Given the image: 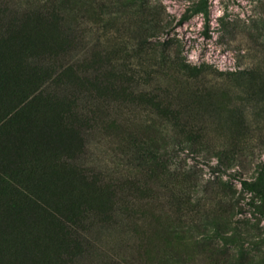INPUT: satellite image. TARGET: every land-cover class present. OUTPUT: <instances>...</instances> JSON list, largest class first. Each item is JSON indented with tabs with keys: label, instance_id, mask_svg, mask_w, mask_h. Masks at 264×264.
Returning a JSON list of instances; mask_svg holds the SVG:
<instances>
[{
	"label": "rangeland",
	"instance_id": "obj_1",
	"mask_svg": "<svg viewBox=\"0 0 264 264\" xmlns=\"http://www.w3.org/2000/svg\"><path fill=\"white\" fill-rule=\"evenodd\" d=\"M201 1L52 0L67 21L87 16L117 90L95 98L56 83L0 132V159L31 185L64 183L45 205L71 243L57 264H264V0H206L208 23L193 11ZM11 87L8 102L30 92Z\"/></svg>",
	"mask_w": 264,
	"mask_h": 264
},
{
	"label": "trees",
	"instance_id": "obj_2",
	"mask_svg": "<svg viewBox=\"0 0 264 264\" xmlns=\"http://www.w3.org/2000/svg\"><path fill=\"white\" fill-rule=\"evenodd\" d=\"M92 1V4L99 9L105 0ZM193 11L201 12L208 23L206 0L194 5ZM64 17L65 11L60 6L54 5L52 0L15 2L0 0V132L2 134L9 124L15 122V118L19 120L21 114L27 115L29 106L49 92L51 85L56 83L63 87L64 92L68 90L72 92L77 86L82 95L87 93L95 98L111 97L117 93L114 85L101 77V67L97 66L100 56L96 50L102 49L103 42L100 36L94 38L89 35L92 27L85 22L87 16H82V20L76 22L67 21ZM64 52L67 53L66 60L57 63L56 57ZM171 55L169 57L173 60L174 53L172 52ZM175 62L174 60L172 63L176 70L178 68ZM40 64H48L50 71L47 72L46 67H41ZM29 65L34 67V74L24 76L23 69ZM179 70L188 78L197 76L194 68L182 66ZM12 85L21 86L23 91L30 92L24 95L21 102H16L14 99L8 102L2 96L5 93L2 88ZM17 87L10 89L19 93ZM62 100L63 98L58 101L53 100L52 103L58 111L62 108L59 114H63V109L67 105V100ZM17 125L22 131L27 124L18 121ZM68 138L69 136L63 138L64 140L60 138L61 145L71 144L72 139ZM15 165L16 162L0 159V185L5 191L8 187L20 194L19 199H13L14 196H11L10 200H7L4 198L6 196L4 191L0 193V264H57L60 250L71 243L59 241L56 224L58 221L61 222V216H56L45 205L54 202L56 192L54 188H60L64 183L62 180L56 182L48 178L43 181L44 177H38L39 187L36 181H32L31 185L24 177V169L15 168ZM41 183L44 185L42 188ZM241 184L256 191L261 190L262 187L255 181L242 180ZM33 188L38 190L34 191ZM56 194L58 195L57 192Z\"/></svg>",
	"mask_w": 264,
	"mask_h": 264
}]
</instances>
